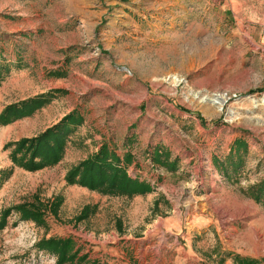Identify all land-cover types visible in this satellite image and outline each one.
Returning a JSON list of instances; mask_svg holds the SVG:
<instances>
[{"label":"rangeland","instance_id":"1","mask_svg":"<svg viewBox=\"0 0 264 264\" xmlns=\"http://www.w3.org/2000/svg\"><path fill=\"white\" fill-rule=\"evenodd\" d=\"M3 65L0 110L64 92L0 126V218L34 193L44 203L62 197L43 224L12 210L0 219V264H55L33 245L42 235L71 237L86 264H264V208L246 193L264 176V0H0ZM214 94L224 99L219 110ZM74 107L83 122L56 164L29 171L10 161L4 144ZM234 139L246 150L229 178L213 159ZM102 141L131 154L126 172L150 191L65 183ZM155 144L176 157L175 171L150 161ZM85 205L87 217L73 221Z\"/></svg>","mask_w":264,"mask_h":264},{"label":"trees","instance_id":"2","mask_svg":"<svg viewBox=\"0 0 264 264\" xmlns=\"http://www.w3.org/2000/svg\"><path fill=\"white\" fill-rule=\"evenodd\" d=\"M20 66L17 65V68ZM6 71V66H0V71ZM5 72V73H6ZM49 75L63 76V72L51 71ZM64 91L60 88H52L23 99L10 102L0 110V126L12 121L31 115L33 112L43 107L54 99L59 93ZM200 121L201 118H199ZM83 122V116L77 107L72 108L63 114L56 122L45 127L43 130L28 137H20L13 142H8L3 147L12 146L8 152L10 161L24 170H37L46 166L56 164L61 158L66 141L69 136ZM246 143L242 139H234L229 148V152L224 159L214 158L213 164L225 177L234 176L243 165L240 152H245ZM150 161L167 171H175L177 168L176 157H171L167 149L159 144H155L147 150ZM131 154L124 152L119 157L114 148L105 141H102L96 150L76 164L71 166L63 175L66 184H77L89 190L102 194H139L151 190V186L137 177H131L126 172V165L131 161ZM236 178V177H235ZM246 193L254 202L264 208V176L258 181L248 186ZM62 197L55 195L47 202L38 200L37 194L32 195L31 201H23L4 208L1 212V222L12 210L18 214L19 219L31 220L36 224H43L46 212L55 213ZM88 206H83L73 217V221H80L87 217ZM36 249L46 250L55 255V264L73 263L86 264L85 255L77 254L76 247H73L71 237L44 236L42 235L34 241ZM240 264H252L249 261L238 258ZM254 264V263H253Z\"/></svg>","mask_w":264,"mask_h":264},{"label":"bare ground","instance_id":"3","mask_svg":"<svg viewBox=\"0 0 264 264\" xmlns=\"http://www.w3.org/2000/svg\"><path fill=\"white\" fill-rule=\"evenodd\" d=\"M175 81H176V79H175ZM211 102L213 103V104H216L217 105V107H218V110L220 109L219 107H220V105H221V103H222V100H223V96L221 95H218V96H216V97H212L211 99Z\"/></svg>","mask_w":264,"mask_h":264},{"label":"water","instance_id":"4","mask_svg":"<svg viewBox=\"0 0 264 264\" xmlns=\"http://www.w3.org/2000/svg\"><path fill=\"white\" fill-rule=\"evenodd\" d=\"M214 97H216V94H214ZM204 98H205V97H204ZM208 100H210V99H208ZM223 101H224V99H223ZM223 101H222V102H223Z\"/></svg>","mask_w":264,"mask_h":264},{"label":"crops","instance_id":"5","mask_svg":"<svg viewBox=\"0 0 264 264\" xmlns=\"http://www.w3.org/2000/svg\"><path fill=\"white\" fill-rule=\"evenodd\" d=\"M56 121H57V120H56ZM56 121H55V122H56ZM48 126H49V125H48Z\"/></svg>","mask_w":264,"mask_h":264}]
</instances>
